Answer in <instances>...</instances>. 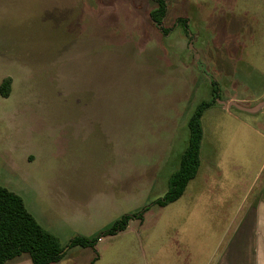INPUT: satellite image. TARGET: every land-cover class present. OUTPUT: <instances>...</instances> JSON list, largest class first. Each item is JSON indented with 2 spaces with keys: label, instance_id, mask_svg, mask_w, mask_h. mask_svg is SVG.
Listing matches in <instances>:
<instances>
[{
  "label": "rangeland",
  "instance_id": "obj_1",
  "mask_svg": "<svg viewBox=\"0 0 264 264\" xmlns=\"http://www.w3.org/2000/svg\"><path fill=\"white\" fill-rule=\"evenodd\" d=\"M164 1L158 26L154 0H0V85L13 81L0 94V186L63 247L148 208L100 240L98 264H217L264 195V108L252 111L264 103V0ZM212 81L198 176L155 205ZM95 255L73 248L63 262Z\"/></svg>",
  "mask_w": 264,
  "mask_h": 264
},
{
  "label": "trees",
  "instance_id": "obj_2",
  "mask_svg": "<svg viewBox=\"0 0 264 264\" xmlns=\"http://www.w3.org/2000/svg\"><path fill=\"white\" fill-rule=\"evenodd\" d=\"M156 1V9L150 13L153 22L158 26L163 23L167 13L164 0ZM186 19L179 18L177 23L186 25ZM166 32V30L164 29ZM12 78L6 77L0 85V94L4 98L12 93ZM212 99L200 103L188 120L189 140L181 157L178 170L170 180V190L164 198L155 205L165 207L176 202L185 193L189 183L194 180L200 170L203 142L202 119L204 114L212 108L219 97V88L212 81ZM148 208L134 215H126L115 222L109 229L88 238L77 236L63 247L60 239L46 230L27 209L21 196L0 186V264H9L12 260L27 255L33 264H57L61 262L68 250L73 248L94 249L99 241L108 236H115L127 229L132 219L143 220ZM67 248V250H66Z\"/></svg>",
  "mask_w": 264,
  "mask_h": 264
},
{
  "label": "crops",
  "instance_id": "obj_3",
  "mask_svg": "<svg viewBox=\"0 0 264 264\" xmlns=\"http://www.w3.org/2000/svg\"><path fill=\"white\" fill-rule=\"evenodd\" d=\"M227 101L240 103L235 98H230ZM228 238L230 240L228 239L229 241L224 246L223 254L217 264H264V195L262 193L250 207L249 212L243 215L238 229L234 232L231 231ZM94 251L96 255L89 260L73 259L67 262L62 260L57 264H98L100 258L96 248ZM9 264L33 263L28 256L24 255L12 260Z\"/></svg>",
  "mask_w": 264,
  "mask_h": 264
},
{
  "label": "water",
  "instance_id": "obj_4",
  "mask_svg": "<svg viewBox=\"0 0 264 264\" xmlns=\"http://www.w3.org/2000/svg\"><path fill=\"white\" fill-rule=\"evenodd\" d=\"M192 46V45H191ZM193 48V47H192ZM222 103V102H221ZM222 104H226V103H222ZM232 106H235V107H237V108H239V109H242V110H245L246 111V109L245 108H242L241 106H239V105H237L236 103H230L229 104V108L230 107H232ZM262 108H264V103H260L259 105H257L252 111H256V110H259V109H262Z\"/></svg>",
  "mask_w": 264,
  "mask_h": 264
}]
</instances>
